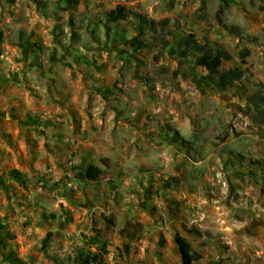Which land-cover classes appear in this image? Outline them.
I'll list each match as a JSON object with an SVG mask.
<instances>
[{
    "label": "rangeland",
    "instance_id": "1",
    "mask_svg": "<svg viewBox=\"0 0 264 264\" xmlns=\"http://www.w3.org/2000/svg\"><path fill=\"white\" fill-rule=\"evenodd\" d=\"M262 160L264 0H0V264H264Z\"/></svg>",
    "mask_w": 264,
    "mask_h": 264
},
{
    "label": "trees",
    "instance_id": "2",
    "mask_svg": "<svg viewBox=\"0 0 264 264\" xmlns=\"http://www.w3.org/2000/svg\"><path fill=\"white\" fill-rule=\"evenodd\" d=\"M129 13L130 12L126 11L122 7H116L113 10H110L108 14L109 18L112 21H115L117 19H124ZM134 16L141 20V22H145L141 15L134 14ZM182 43L185 49L180 50L181 55L185 54L187 50L196 51L199 53L196 58V63L208 73V78H210L209 76L212 74H217V78L213 81L217 88L222 89L225 87V85L231 83L233 80L240 78L241 71L237 67H232L222 72L218 71V66L220 65L223 58L221 53H206L203 51L202 46L194 42L191 45L186 40ZM131 46L133 49L137 50L143 48L144 44L141 40L137 39L131 41ZM208 83L209 82H207V84ZM255 163H259V161ZM7 173L13 180L21 182L22 177L18 170L12 168L9 169ZM99 175L100 169L95 165H87L81 172L78 173L79 179L84 181H94ZM173 242L176 245V250L181 264H194L200 258V255L190 248L188 241L177 232L173 234ZM81 261L82 264H92L93 262H95V264H99V262L96 261L95 254L91 256H85Z\"/></svg>",
    "mask_w": 264,
    "mask_h": 264
}]
</instances>
